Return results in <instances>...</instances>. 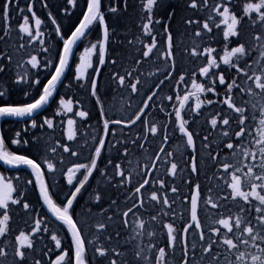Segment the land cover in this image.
Returning <instances> with one entry per match:
<instances>
[{
    "label": "flooded vegetation",
    "instance_id": "1",
    "mask_svg": "<svg viewBox=\"0 0 264 264\" xmlns=\"http://www.w3.org/2000/svg\"><path fill=\"white\" fill-rule=\"evenodd\" d=\"M22 0H18L19 5ZM164 8L166 10L165 15L158 19L160 22L155 23L156 17L154 13V8L152 10L153 24L149 25L152 35H155L157 40L156 48L150 53L151 58H143V50L145 43H151V36H147L144 33L143 23L147 22L148 13L143 9V3L146 0H127V4H131V9H133V14L129 15L134 20L139 18L142 20L136 21L133 28L131 29H117L116 36L113 38L110 34L109 41H114V44L108 46V56H107V65L110 64V67L106 69L107 65L101 69V72L98 76L99 80V95L102 98L103 109L107 116L114 118H126L131 115L135 110H138L139 107H143L142 100L146 99L147 96L145 93L150 94V89H155V85L160 82L161 79H164V76L161 73L164 71L165 67L169 70L172 69L173 61L166 58L168 52L165 41L167 39L168 33L164 32L165 25L168 26L169 32L172 35L173 41V51L175 53V72H186L187 79L189 81L188 85L183 84L177 86L172 77H169L167 80H164L161 89H155L157 95L154 97L155 106H150L146 109L145 113H142L143 120L147 121V126L142 121H138L134 126L129 125L125 128L124 125H110L111 127L116 128V132L113 135L111 131L106 136V145L102 149L103 156H110L112 159V164L108 165L106 176H101L99 171L94 170L92 176L89 179V183L85 186V189L82 190V193L78 196L77 201L75 202V211L77 213L76 219L84 230L85 237L89 239L95 238V243L92 246L86 248V259L89 264L92 262V256L95 252L96 245H102L105 248H119L120 252L124 255L119 256L114 253H110L114 258L125 262V264H145L144 257L147 258L151 264H157L156 256L158 255V248L164 246L166 241L167 231L163 229V223L171 222L174 225V228H179L182 231L183 222L185 217L182 214V210L185 205L189 204V201H185L182 198L176 199L174 203H171L167 209L162 211L163 205L162 201L164 198V191L167 192L169 200L174 199V194L171 193L170 189L172 186H176L180 189L181 197H183L184 186L185 185V176L183 172L179 170L182 169L180 165L183 162H188L189 166L191 164V153L192 149H188L186 146V138L182 137L179 133L178 128L175 127V115H174V106L178 107V102H176L175 97L177 93L183 95L185 88L190 89L191 85V73L193 71L197 72V77H199L198 68L206 64V55H201L204 47H212L215 49L213 53L216 56L219 68L216 69L217 75L220 70H223L226 74V83L225 85H220L218 79L216 80V88L219 95H214L213 93H204L202 99H213L217 101H222L226 97L227 84L233 82L235 78V68L229 69L228 66L223 65L219 62V56L223 54L224 43H223V30L225 28L224 24H220L221 17L216 15V12L213 10L206 11L202 8V0H196L197 7L191 8L188 5L191 3V0H163ZM16 2V0H14ZM24 2V1H22ZM32 2L33 12L36 16L41 19L42 24L40 31L42 32V37H37L36 41L40 42L41 39L47 41L50 39V35L55 33V27L49 19V14L53 19L58 21L57 26L62 28V32L67 35L70 34V31L74 28L73 25L77 24L79 18L82 17V12L86 8V0H78V6L73 7L72 5H67L66 0H27L26 3ZM216 3L227 4L230 8V12L235 14L240 23L238 24V37L229 38V50L230 47L236 46L237 42L244 40L242 37V17L246 16L243 12L244 5L246 4L245 0H213ZM258 0L254 1L257 3ZM107 3L114 4L117 9L124 10L125 0H102V11L105 13L107 18ZM118 5V6H116ZM215 7V5H214ZM212 7V9L214 8ZM67 8V12L64 9ZM174 10V12H173ZM218 11H222V8ZM264 11V9H261ZM29 13V12H28ZM171 18L169 17V14ZM30 14V15H29ZM28 28L29 31L35 35L36 28L34 22L31 21L32 13H29ZM123 15L122 12L119 13ZM259 19L260 25H263L258 14L255 12L249 13L250 16H253ZM25 15V14H24ZM24 15L22 16V22ZM209 16H212V21H209L210 27L212 28L211 33H208L206 30L201 28L203 35L200 37L195 36V29L199 27V24L189 25L185 23L186 19H198L202 20L200 23L203 25L204 20H207ZM216 24H220L219 28L216 27ZM62 27V26H64ZM72 25V27H71ZM141 26V27H140ZM98 22H96V27L93 31V42H96V38L100 36V30L98 31ZM67 31V33H65ZM121 33H124L122 35ZM24 36L28 39L27 33H23ZM164 41V48L158 46V43ZM58 48H62V41L57 40ZM87 43V41H86ZM126 43V46L129 49V54L125 53V59L122 56V44ZM188 43V48L185 44ZM199 45V47H197ZM196 48V55L192 54V49ZM159 49V51H157ZM83 51V45L77 49V52ZM94 58H96V53H94ZM115 60V63H111L112 60ZM141 59V63L137 64L136 60ZM72 60V58H71ZM71 62V61H70ZM125 64L128 67H131V76H125V85H120L118 76L113 77V73H117L119 67ZM114 67V68H113ZM159 70V71H158ZM92 70L89 69V72ZM95 74V73H93ZM179 76H176L178 79ZM138 83L139 91L137 93H132L129 81ZM247 78L242 77L244 85L242 88L247 89ZM198 82L207 83L205 78H198ZM88 83V77L86 74V84ZM235 83L232 90V102L235 104ZM141 92V93H140ZM243 92V91H242ZM55 97V93L53 94ZM171 95L172 100L169 101L167 96ZM8 103H17L8 101ZM161 106L166 109V113L160 110ZM194 106V101H189V104L185 105V108L182 109V117L189 120L190 130L194 125L192 124L193 117H202L207 113L216 114L222 109L227 110V112L233 115L235 112L227 109V105L223 103H216L212 105L203 104L201 109H198L196 113H191L190 107ZM71 112H66L68 115L75 114L76 111H82L78 108H72ZM59 110L58 108H49L46 107V112L55 113ZM86 112L89 113L86 117H70L68 119L74 120L72 125V130L75 133L72 140H57V131L58 127L63 129L64 133H67L68 124L57 125L53 123V128L49 129L46 124L41 128L39 125L43 124L42 117L38 120L36 116L34 117L37 121V127L32 128L30 121L25 120H13V119H0V136H2L6 142V147L10 150L16 152L17 154H27L29 157H39L42 161L45 157L51 160L54 164V173L46 177V183L49 179L57 181V187L63 185L64 190L67 191V184L64 180L62 172H66L67 168L72 165L74 162L88 163L90 152H94L93 145L98 143V140H95L94 137H97L103 134V122L99 119L100 117V106L96 103V98L91 95L90 85L86 88ZM41 113V112H40ZM67 119V120H68ZM66 120V121H67ZM84 121V122H80ZM86 121V122H85ZM155 123L157 125V133L153 134L151 132V125ZM168 124V136L170 137L167 144L163 143V136L165 134L164 124ZM29 129V132L28 130ZM121 129H124L122 132ZM19 131L21 136L24 139H27L29 136L41 137L40 144H34L31 142L32 139H27L29 141L28 146L23 144L12 145L11 139L16 138L15 134ZM34 132V133H30ZM208 135L206 131L204 133ZM111 141L115 145L111 150L107 147V142ZM121 141V143H117ZM132 141H136L133 143ZM139 144H143V148L139 147ZM36 147V150L33 148ZM64 146H69L70 151L64 152ZM163 146L173 153L172 157H167L166 160L163 159L164 153H161L162 159H159L156 163L154 173L163 177L168 182V189L161 190L158 184L152 182V176L144 171L145 165L152 167V161L156 159L155 153L159 151L160 147ZM196 147V144H195ZM128 148L129 152L124 153V149ZM55 149V151H51ZM71 150H75L78 155L73 157L71 155ZM36 153V156L33 155ZM43 154H48L44 156ZM167 161V162H166ZM177 163L178 167L174 174L169 175L167 169L170 168L171 163ZM107 161L105 159H99L98 165L100 168H104ZM121 164V171L127 179L124 182V185L116 187L120 177L115 176V164ZM191 168V167H190ZM42 171L47 172L46 167ZM83 170H81V173ZM131 172V175H129ZM178 172V173H177ZM81 173H77V176H81ZM0 175L5 177V180L11 179L13 184L16 187L22 188L25 192L27 201L32 205V207L38 208L42 205V201L39 200V191L34 190L32 185L27 184V178L31 177L29 170L21 167L19 169L5 167L0 164ZM149 176V184L145 185L141 189V194L137 196L133 189L139 186L143 182V177ZM17 177L23 179L17 180ZM107 177H114L111 183L108 182ZM34 184V177H31ZM98 192L101 196V200L98 202H93L95 192ZM52 191H57V188H53ZM153 191L157 192L158 200H151V193ZM90 193L93 195V200H90ZM129 193H132L136 197L135 200H128L127 207H132L133 203L137 204L136 208H133V212L136 213L135 216L132 214L129 215L128 227L125 228L121 223V218H118L115 215L116 208L110 206L111 199L117 201L119 210L123 211L126 209V205L123 202L125 196ZM13 197L17 196V192H13ZM58 195L63 196L64 192H59ZM190 200V199H189ZM23 200L16 205H12L9 202L8 211L9 218L4 225V234L0 235V248L4 249V255L0 256V264H36V261H40V264H50V261L55 259V256L60 253L62 249H68L71 252L70 244L71 237L67 235V229L60 224V222L55 221L54 217H51L48 214V218L44 220V224L49 226V231H44L43 225L38 232H32V228L35 227V219L37 218L35 212L32 213L31 217L29 216L27 210L23 209ZM143 205L140 207V205ZM91 208V212L88 210ZM101 208H108L109 213L112 214V220L108 221L107 214L100 215L99 210ZM46 211V208L43 209ZM167 213L165 215L164 213ZM4 209H0V219H3ZM175 213V215H173ZM156 216V220H152L151 217ZM184 218V219H182ZM139 219L143 221V226L141 229H136L135 221ZM187 219L189 217L187 216ZM97 222H104L108 225L106 230H99L95 227ZM119 232L120 235L117 237L116 232ZM137 231L143 232V235H137ZM148 231H153L154 235L149 237L147 235ZM23 232L26 239L17 241V236ZM55 232L58 234L61 242L62 248L57 249L55 242L51 240L52 233ZM193 240L196 242L197 239L200 240L199 234L194 232H189ZM187 234V235H188ZM111 236V239L108 237ZM187 240V238H186ZM31 245L29 247L28 245ZM149 244H152L153 247L149 249ZM19 247L20 250L24 253V258L21 261L19 257L15 256V250ZM187 249L186 244L181 245L176 248L175 251L171 249H166V258L171 259L174 264H181L184 261V248ZM49 249L52 251L49 252ZM142 250V251H141ZM137 251H140V257L136 256ZM188 252V251H187ZM47 253V255H45ZM188 259L193 261L195 259V254L188 253ZM97 264H103V261H97Z\"/></svg>",
    "mask_w": 264,
    "mask_h": 264
},
{
    "label": "snow or ice",
    "instance_id": "2",
    "mask_svg": "<svg viewBox=\"0 0 264 264\" xmlns=\"http://www.w3.org/2000/svg\"><path fill=\"white\" fill-rule=\"evenodd\" d=\"M67 5H72L73 7L78 6V0H66ZM157 3V0H146L143 3V9L147 11V22L143 23L144 33L147 36H151V43L144 44L143 50V58H151L150 53L156 48L157 40L155 35H152L151 29L149 28L150 24H153V16L152 10L154 5ZM127 4V0H125V5ZM208 4V0H204V6L206 7ZM191 8L197 7L196 0H191V3L188 5ZM33 3L29 2L27 4V12L32 13L31 21L34 22L36 33L33 35L28 28L29 17L24 15L23 22L19 23L17 26L21 33H27L28 35V42L31 43L32 41L36 40L37 37H42V32L40 31L42 21L39 19L36 14L33 12ZM20 8L18 0L14 3V0H0V25H3L4 34L7 35L8 32L11 30L10 21L12 19V10ZM222 8V11H218ZM264 0H258L257 3H246L243 8L244 14H249L251 12H256L260 17L261 21H264ZM126 10V7H125ZM216 12V15L221 17L220 24H224L225 28L223 30V43H224V51L223 54L219 56V62L225 66H228L229 69L235 68L237 73H244L247 74L246 68H243L239 65L240 59L245 56L246 50L243 43L237 42V46L230 47L229 50V38L230 37H238V24L241 22L238 17L230 12V8L227 4L216 3L215 7L212 9ZM67 12V8L64 9ZM107 11L111 12L112 14H116L119 10L117 7L112 6L107 9ZM21 14H23L24 9L20 8ZM174 12V10H173ZM169 17L171 18V15ZM49 19L51 20L53 25H56L58 21L51 17L49 14ZM209 21H212V16H209L207 20L203 22L202 28L206 30L208 33H211L212 28L210 27ZM96 22H98L99 29H100V36L96 38V42H93V31L96 27ZM159 20H156L155 23H159ZM185 23L189 25L199 24L200 21L198 19H188L185 20ZM220 24H216V27L219 28ZM115 29H111L106 25V17L105 13L102 11V0H86V8H84L82 12V17L79 18L78 23L74 26V28L70 31V34L65 35L62 32L61 27L55 28V38L59 41H62V48H58L57 50H53L52 41L49 40L47 43L49 46L43 49L44 52L50 53L42 61V67L44 69H49L50 71L47 72V81L43 83L42 89L39 91L38 95H33L30 90H26L24 92V96L27 98L25 101L17 102V103H8L4 102L0 105V117H10L15 119H22L30 121L31 127L36 128L37 120L34 118L38 115L41 111L45 109V106L50 105L51 101L55 100L53 95L54 91L57 89L58 84H63L66 88H72L74 83L79 87L87 88L90 85L91 88V95L96 98V103L100 106V117L99 119L103 122V134L94 137L95 140H98V143L94 144V152H90L89 155V162L88 163H80L74 162L70 167L67 168L66 172H62L64 180L68 186L67 191L64 190L63 185L57 187V181L49 179L46 183V177L51 176L54 173V164L51 160L47 157L44 160H40L39 157H29L27 154H17L16 152L10 150L6 147V142L2 136H0V162L10 168L19 169L24 167L25 169L29 170L31 173V177H34V184L31 177L27 178V184L24 185H32L34 190L39 191V200L42 201V205L38 208H33L32 205L27 201L25 192L20 187H16L13 184L11 179L5 180L3 175H0V209H4L3 219H0V235L4 234V225L5 222L9 218V211L8 206L9 202L12 205L19 204L22 200L23 202V209L27 210L29 216L31 217L32 213L35 212L36 219H35V227L32 228V232H38L41 226L43 225L44 231H49V226L44 224V220L48 218V214L51 217L55 218V221L60 222L66 229L67 235L71 237V244L69 252L68 249H62L58 255L55 256V259L50 261V264H89L88 260L86 259V248L92 246L95 243V238L89 239L85 237L84 230L79 224L76 219L77 213L75 211V202L78 199V196L82 193V190L85 189V186L89 183V179L93 174L94 170L99 171L101 176H106L107 167L108 165L112 164V159L110 156H103L102 149L105 148L106 145V136L111 131L113 135L116 132L115 127H111L110 125H124L127 128L129 125L134 126L138 121H142V113H145L146 109L149 108L150 102H152V106H155L154 97L157 95L155 89H161L164 83V80H167L169 77H172L175 81L177 86L183 84L185 86L188 85L189 81L186 78V72H175V53L173 49V41L172 35L169 32L168 26L165 25L164 32L168 33L167 37V47L168 52L166 54L167 59H171L173 61L172 69L169 70L165 67L164 71L161 75L164 76V79H161L159 83L155 85V89H150V94L145 93L147 96L146 99L142 100L143 107H139L138 110H135L131 115L126 118H114L107 116L103 109V102L102 98L99 95V80L96 74L101 72V66L106 63V44L110 38V32H114ZM203 35L200 27L195 29V36L200 37ZM3 37H0L2 39ZM257 40L260 37L257 35ZM87 41V43H86ZM41 44H45L43 39L40 40ZM83 45V51L77 52V49ZM23 47V44H21ZM199 47V45H197ZM159 51V49H157ZM215 49L212 47H204L203 52L201 55H206V64L198 68L199 77H197V72L193 71L191 73V85L190 89L187 87L185 88L183 95L177 93L175 100L178 102V107L174 106V115L175 121L174 125L178 128L179 133L182 137L186 138V146L188 149H192L191 153V173L186 178L185 184L188 186L189 191L186 194H183L181 197L180 189L176 186H172L170 191L174 194V199L169 200L167 192L164 191V198L162 201V211L167 209L171 203H174L176 199H183L185 201H189L188 205H185L186 208L189 209L190 219H184L182 231L179 228H174L173 223L165 222L163 223V229H166L167 236L166 241L164 242L163 247L158 248V255L156 256L157 264H174L171 259L166 258V249H171L173 251L176 250L177 247L184 244L187 238V234L189 232L198 233L200 237V245L202 248V252L211 256L212 261H216L219 253L213 255L212 249L213 245L219 247L220 244L226 245L227 250L231 252L232 250L237 251L236 255V264H240V262L246 256L245 251L239 250V245H249V241H251V245L256 247L259 251V255H252L251 256V264H264V247H260V244H264V106L260 109L261 119L259 120L260 127L257 129L259 134V139L255 140V144L259 145L258 152L260 156V164L259 167L262 169L260 174H256L254 172L255 165L250 164H241L240 166H233L226 162V156L220 157L219 153L223 150L220 146L223 145L228 150L232 151L235 149L241 148V143H245L244 137L242 134L246 132L245 120L246 117L244 115V108L236 106L232 102V90L235 83V78H233L232 83L227 84V92L226 97L222 101H217L213 99H202V95L204 93H213L214 95H219L217 88H216V80L218 79L220 85H225L226 83V74L223 70L219 71L217 75L216 69L219 68V64L217 62L216 56L213 55ZM94 53H96V58H94ZM192 54L196 55V48L192 49ZM3 55V54H0ZM264 56V52L261 53ZM70 58H72L70 63ZM9 61L11 57L7 58ZM28 64L31 65L32 69H38L37 64V57L32 55L30 59L27 61ZM111 63H115L113 59ZM137 64L141 63V59L136 60ZM74 64V81L73 79L69 78L68 82L62 79L65 76L66 70H72ZM54 69V70H51ZM89 69L92 71L89 72ZM4 70V65L0 64V71ZM159 71V70H158ZM95 73V74H93ZM87 74L88 83L83 84L80 83L84 81L85 75ZM33 73H29L25 70L22 79L18 78L17 83H28L31 80V87L35 88L40 84L39 76H35L33 79ZM113 77H117L116 73L112 74ZM131 76V73L128 74ZM179 76L176 79V76ZM255 77L254 83L257 89L264 91V68L261 69L260 74L253 73ZM253 76H248L249 80L253 79ZM119 84L125 85V76L119 75L118 77ZM198 78H205L207 83L198 82ZM138 83L129 81L132 93H137ZM243 91V89H241ZM248 92L252 95V89L249 88ZM7 95V91L0 89V96ZM167 99L171 101L173 98L171 95L167 96ZM189 101H194V106L190 107L191 113H196L198 109H201L203 104L212 105L216 103H223L227 105V109L232 110L233 112L238 114L239 120V130L234 132L236 138L241 140V143H235L232 139L228 138L230 133L229 130L223 126H227L230 124L232 117L227 112V110L222 109L218 111L216 115L212 116L210 119V124L213 126L214 129L221 132L223 138L217 139L214 142H210L208 139V135L206 134L203 139L201 140L202 147L206 150H209V154L211 155V149L213 143H215V147L217 149L216 155H211V159L213 162L216 163L218 169H223L224 172H228L230 168H233V172L230 173L231 175V182L225 181L226 188L230 190V198L235 201L237 198L244 201L245 204L248 205L249 211L252 209V201H257L258 203L254 206L256 220L258 221L257 224H252L250 221L245 222V218L239 215L235 218V224L231 222L230 217L220 218L215 220L214 223L220 225L223 229L227 230L226 232L221 233L220 229L217 227H212L210 229V235L207 238V246H205V237L203 232V227L201 221L198 219V201L203 200L204 204L207 205L211 203V207L216 209L218 207H222L221 204L218 202H211V197L208 199H204V194L200 190L199 183H191L192 176L196 175L199 176V157L196 152L195 148V139L194 137L198 135V133H193L189 127V120L182 117V109L185 108V105L189 104ZM73 101L72 99H65L64 96H60L58 100L59 109H62L66 112H71ZM160 110L166 113V109L161 106ZM56 115H60V111L57 110ZM76 116L81 118L89 115L86 111H76ZM219 117V121L217 119ZM145 125L147 126V121L143 120ZM46 124L49 129L53 128V121L48 117L43 118V124L39 125L43 128V125ZM68 129H67V139L72 140L75 133L72 130V125L74 124V120L68 119L67 120ZM168 124H164L165 134L163 136V143L167 144L170 137L168 136ZM27 130V129H26ZM123 132L124 129H121ZM151 132L153 134L157 133V125L153 123L151 125ZM248 135L251 136V132H248ZM16 138L11 139L12 145L23 144L24 146L29 145V141L24 139L21 136L19 131L15 134ZM41 141V137L33 136L31 142L34 144L39 145ZM136 143V141H132ZM117 143H121V141H117ZM139 147L143 148V144H139ZM107 147L109 150L115 147L111 141L107 142ZM51 151H55V149H51ZM70 147L64 146V152H69ZM129 149L125 148L124 153H128ZM161 153H164L163 159L166 160L167 157H172L173 153L167 151L166 148L163 146L160 147L159 151L155 153L157 160L162 159ZM250 154V150L248 147L243 148V155L247 157ZM252 156L255 158L256 152L252 151ZM71 155L73 157L77 156L78 153L75 150H71ZM232 155L235 156L236 152L232 151ZM99 159H105L107 163L105 164L104 168H100L98 165ZM223 161V162H222ZM167 162V161H166ZM157 161H152L153 167H148L145 165L144 171L152 176V182L154 184H158L161 190L168 189V182L163 178L159 177L154 173V167ZM46 167L47 172L42 171ZM115 176L120 177L119 182L114 185L119 187L124 185L125 177L121 171V164H115ZM177 163L172 162L170 168L167 169L169 175H172L177 170ZM241 167H246L247 172L241 175L237 173L241 172ZM81 170L83 172L81 173ZM77 173H81V176H77ZM131 175V172H129ZM223 175V173H220ZM23 178L17 177V180H21ZM114 179V177H107L109 183ZM143 182L139 184V186L133 189V192L139 196L141 194V189L145 187V185L149 184V176L146 175L143 178ZM250 185V190H245ZM53 188H57V191H52ZM259 189V190H258ZM17 192V196L13 197V192ZM211 191V190H209ZM59 192H64L63 196L58 195ZM95 192V190H93ZM229 196L228 193H225V196L222 198H227ZM251 198V200H250ZM135 200L136 197L129 193L124 198V203L126 205V209L121 211L119 210L117 201L115 199H111L110 206L116 208L115 215L118 218H121V223L125 228L128 227V217L130 214L133 216L136 213L133 212V208L137 207L136 203L132 204V207H127L128 200ZM219 199V198H218ZM90 200H93V195L90 193ZM101 200V196L98 192H95L93 202H98ZM151 200L157 201L158 200L157 192L153 191L151 193ZM143 205L141 204L140 207ZM46 208V211L43 209ZM90 212L92 211L91 208L88 209ZM208 209L205 208V212ZM241 211H244L241 208ZM100 215L107 214L108 221L112 220V214L109 213L108 208H101L99 210ZM167 215V213H164ZM175 215V213H173ZM221 216L223 214L221 213ZM156 216L151 217L152 220H156ZM136 229H141L143 226V221L137 219L135 221ZM95 227L99 230H106L108 225L104 222H97ZM235 229V230H234ZM229 233L232 235L230 236ZM120 233L117 231L116 236L118 237ZM137 235H143V232L137 231ZM147 235L152 237L154 235L153 231H148ZM111 239V236L108 237ZM26 239L23 232L17 236V241H21ZM51 240L55 242L56 248H62V242L57 233L53 232L51 235ZM257 241L260 243L258 244ZM31 247V245H28ZM149 249L153 247L152 244H149ZM193 249H195V242L193 243ZM52 250L49 249V252ZM142 251V250H141ZM110 253H114L119 256H123L124 254L120 252L119 248H112L108 249L103 247L102 245H96L95 252L92 256L91 264H97V261H103V264H125L121 260L114 258L113 255ZM4 249L0 248V256H3ZM47 255V253L45 254ZM15 256L19 257L21 261L24 258V253L20 250L19 247L15 250ZM136 256L140 257V251H137ZM145 260V264H151L150 261L147 260L146 257L143 258ZM36 264H40V261H36ZM184 264H191V261L188 259V252L186 247L184 248ZM227 264H233L232 261H228Z\"/></svg>",
    "mask_w": 264,
    "mask_h": 264
},
{
    "label": "trees",
    "instance_id": "3",
    "mask_svg": "<svg viewBox=\"0 0 264 264\" xmlns=\"http://www.w3.org/2000/svg\"><path fill=\"white\" fill-rule=\"evenodd\" d=\"M24 1V2H22ZM20 3V8L24 9L23 14L20 12V8H17L15 10H12V19L10 21L11 24V30L8 32L7 35L4 34L3 25H0V37H3L0 39V64L4 65V70L0 71V89L6 90L7 95L0 96V105H2L4 102L12 101V102H22L25 101L27 98L24 96V92L26 90H30L32 94L38 95L39 91L43 87V83H46L47 81V72L50 71L49 69H44L42 67V61L50 55V53H46L43 51V49L48 45V41H52V47L53 50L58 49V42L55 38V33L53 32L52 35H50V39L45 41V44H41L40 42L36 41L34 43H29L28 39L24 36L23 33L19 31L18 24L22 23V15H24L27 8V0H22ZM256 0H245L246 3L254 2ZM15 3V2H14ZM107 7L109 6H115L114 4L107 3ZM118 6V5H116ZM126 10H120L116 14H112L111 12H107V26L111 29H115L114 32H110L111 36L114 38L116 36V30L117 29H123L126 27L134 26V23L136 21L142 22V20L139 18L138 20H134L129 15L133 14V9H131V4H126ZM201 6L207 10L208 6H204V4ZM211 6V5H210ZM110 8V7H109ZM122 12L123 15H120L119 13ZM165 8H164V1L163 0H157V3L155 4L154 13L156 17H154L156 20L161 19L164 15ZM253 16H250L249 14H246V16L242 17V36H244L245 40L243 41L246 54L243 56L240 61L239 65L243 68H246L247 74L244 73H237L235 72V105L239 107L244 108V115L246 117L245 120V126H246V132L242 134L244 137L245 143H241V140L239 138H236L234 135L235 131L239 130V120H238V114L234 113L231 115L232 119L230 121V124L227 126H223L229 130V137L232 139L235 143H241L240 149H233L232 151L236 152V155H232V151L225 148L223 145L220 147L223 149L219 155L220 157L226 156V162L233 166H240L243 164H250L255 165L254 172L256 174H260L262 169L259 167L260 164V156L258 152L259 145L255 144V140L259 139L260 137L255 136L252 131L254 130V125L252 123V120L254 118V108L252 107V102L250 98V94L248 92V89H252V95L258 96L259 93L263 95L264 91L257 89L254 87V85L250 82L248 79V76H253V73L256 74L261 73V69L264 68V56L261 55L262 52H264V29H262V26L259 23V20L256 19L255 14H252ZM193 19V18H192ZM188 20V19H186ZM132 21L133 24L129 26V22ZM205 21V20H204ZM202 20H200V23ZM199 23V27L202 28V25ZM74 26V25H73ZM72 27V25H71ZM141 27V26H140ZM67 33V31H65ZM257 35L260 37L259 40L256 39ZM242 43V41L240 42ZM21 44H23V47H21ZM114 41L112 40L109 45H113ZM126 46V43H124V48L122 49V56L123 59H125V53L127 52L129 54V49ZM237 46V43H236ZM32 55H35L37 57V64L38 69H32L31 65L27 63V61L30 59ZM11 57V60L9 61L7 58ZM110 67V64L107 65L106 69ZM125 64H123L121 67V73H116L117 75H128L131 73V67L126 68ZM114 68V67H113ZM27 70L29 73H33V79L35 76H39L40 78V84L33 88L31 87V80L28 81V83H17L18 78L23 77V74ZM54 70V69H51ZM115 73V72H114ZM242 77L247 78L246 83L251 84V86L247 85V89H243L242 86L244 82L242 81ZM69 78L73 79L74 81V64L72 67V70H68L63 80L65 83L68 82ZM254 78V76H253ZM80 83L86 84V76L84 81H81ZM241 89H243L244 94H242ZM60 96H64V98L72 99L73 104L72 108H78L82 111H86V88L85 87H79L74 83V86L72 88H66L63 84H59V86L56 89V95L55 100L51 101L49 108H58V100ZM242 98L245 99L246 105H242ZM60 115H56L55 113L42 111L38 115H36V118L39 120L41 117L42 119L46 116L50 119H52L54 124H57L59 126L64 125L66 123V120L70 117H77L75 114H72L71 116L66 114V111L59 109ZM216 114L214 113H207L205 114L202 119L198 117L196 119L193 117L192 124L194 127H192L191 131L193 133H198L194 137L195 144H196V152L199 157V176L193 175L191 183H199L200 190L204 194V199H208L211 197V202H218L222 205V207H218L216 209H213L211 207V203L205 205L203 200L199 201V217L200 221L203 226V232L205 237V246H207V238L211 234L210 229L212 227H217L220 229V232H226L227 230L223 229L220 225L215 224L214 221L218 220L220 218L230 217L231 222L233 225L235 224V218L237 215L244 217L245 222L250 221L252 224H257L258 221L256 220V213H255V205L258 203L257 201H252V209L249 211L248 205L244 203L241 199L237 198L235 201H233L230 198V190L226 188V185L223 186L222 184V178L226 173H232L233 168H230L228 172H224L223 169H218L215 162L212 161L211 155L217 154V149L215 147V143H213L212 149H211V155L209 154V150H206L202 147L201 140L205 136V132H208V139L210 142H214L217 139L223 138L221 135V132L214 129L213 126L210 124V119L212 116ZM86 117V116H85ZM219 121V117H217ZM39 121H37L38 123ZM84 122V121H80ZM86 122V121H85ZM29 132V129H27ZM57 131V140H65L64 131L61 129V127H58L56 129ZM248 132H251V136L248 135ZM34 133V132H30ZM35 136V135H33ZM33 136L27 137V139H32ZM248 147L250 150V154L245 157L243 155V148ZM33 148L36 150V147L33 146ZM252 151L256 152L255 158L252 156ZM33 155L36 156V153H33ZM44 156H47L48 154H43ZM223 162V161H222ZM182 166V169H180L178 172L181 175L180 172H183L186 178L190 175L191 171L189 169V163L183 162L180 164ZM242 169V176L245 172H247L246 167H241ZM177 172V173H178ZM220 173H223V175H220ZM241 175V174H238ZM183 192L186 194L189 191L188 186L185 184ZM211 190V191H209ZM250 190V185L245 189ZM259 190V189H258ZM225 193H228L229 196L227 198H222L225 196ZM219 198V199H218ZM251 200V198H250ZM205 208L208 209L207 212H205ZM241 208L244 209V211H241ZM182 214L187 219L188 216V209L184 208L182 211ZM221 213L223 216H221ZM207 223H206V222ZM235 230V229H234ZM231 236L232 234L229 233ZM193 241L191 239V234L188 235L187 238V250L188 253L195 254V259L191 261V264H227L228 261H232L233 264H236V255L238 254L236 250H232L229 252L227 250V246L220 244L219 247L216 245H213L212 253L215 255L216 253H219V256L217 257L216 261H212L211 256L204 254L202 252V248L200 245V241L197 240L195 242V249H193ZM259 244L260 242L257 241ZM260 247H264V244H260ZM240 251H245L246 256L244 259L240 262V264H251V256L252 255H259V251L256 247H253L251 245V241H249V245H239Z\"/></svg>",
    "mask_w": 264,
    "mask_h": 264
},
{
    "label": "rangeland",
    "instance_id": "4",
    "mask_svg": "<svg viewBox=\"0 0 264 264\" xmlns=\"http://www.w3.org/2000/svg\"><path fill=\"white\" fill-rule=\"evenodd\" d=\"M212 2H213V0H208L207 6L210 7ZM203 4H204V0H202V5ZM253 99H254V105H252V107L254 108V110H253L254 111V118L252 120V123L254 125V130L252 131V133L255 136L259 137L257 129L260 127V125H259V120L261 119L260 109L262 106H264V100L260 99L259 96H255V95H253ZM237 174H241V176H242V169H241V172L237 173ZM225 181L231 182V175L229 173H226L224 175V177L222 178L223 186L226 185Z\"/></svg>",
    "mask_w": 264,
    "mask_h": 264
},
{
    "label": "bare ground",
    "instance_id": "5",
    "mask_svg": "<svg viewBox=\"0 0 264 264\" xmlns=\"http://www.w3.org/2000/svg\"><path fill=\"white\" fill-rule=\"evenodd\" d=\"M165 13H166V10H165V12H164L163 15H165ZM132 24H133V22L130 21V22H129V26L132 25ZM131 28H133V25H132L131 27H126V29H131ZM121 34L124 35V33H121ZM158 46L161 47V48H164V41H162L161 43H158ZM165 46H166V48H167V39H166V41H165ZM185 46H186V48H188V47H187V46H188V43H186ZM126 68H129V67H126ZM118 73H121V69H120V68L118 69ZM140 93H141V92H140ZM194 117H195V116H194ZM195 118L198 119L197 117H195Z\"/></svg>",
    "mask_w": 264,
    "mask_h": 264
},
{
    "label": "water",
    "instance_id": "6",
    "mask_svg": "<svg viewBox=\"0 0 264 264\" xmlns=\"http://www.w3.org/2000/svg\"><path fill=\"white\" fill-rule=\"evenodd\" d=\"M106 47H107V44H106ZM167 50H168V47H167ZM104 65H105V64H104ZM104 65H102L101 68H102ZM96 75H97V78H98L99 74H96ZM141 115H142V114H141ZM0 118H10V117H0ZM11 119H15V118H11ZM16 120H22V119H16ZM155 161H157V157H156ZM0 164H1L2 166L8 167V166L4 165L2 162H0ZM152 167H153V165H152ZM154 168H155V167H154ZM198 202H199V201H198ZM189 219H190V213H189ZM184 244H185V242H184ZM181 264H184V261H183Z\"/></svg>",
    "mask_w": 264,
    "mask_h": 264
}]
</instances>
